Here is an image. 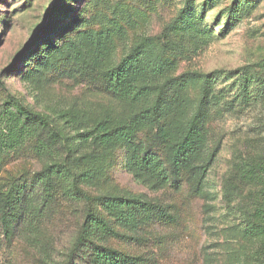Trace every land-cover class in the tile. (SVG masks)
<instances>
[{"label": "rangeland", "instance_id": "obj_1", "mask_svg": "<svg viewBox=\"0 0 264 264\" xmlns=\"http://www.w3.org/2000/svg\"><path fill=\"white\" fill-rule=\"evenodd\" d=\"M185 1L0 0V119L6 110L24 109L46 115L53 127L72 136L73 131L56 121L55 112L84 110L91 119L106 113L128 116L133 107L107 91L102 74L141 40H147L150 59L167 64L164 80L220 71L206 124L214 160L200 191L186 173L163 186L142 181L128 170L123 149H116L96 186L79 185L90 202L58 191L31 227L15 222L12 231H6L1 218L8 212L2 208L5 194L13 184L31 190L33 176L48 162L38 153L39 142L47 141L48 134L37 130L13 150L0 142V264H90L83 252L73 251L87 211L109 221L113 230L96 243L133 264H252L248 255L262 238L241 241L221 187L238 150L264 154V81L250 85L245 101L237 80L243 71L231 74L245 66L264 74V0H190L186 9ZM181 11L182 18L175 21ZM50 26L49 40L65 52L54 62L32 48ZM199 90L200 82L186 80L162 124L136 137L168 171L159 133L181 131ZM3 130L1 126L0 136ZM102 194L143 197L157 206V213L143 225L113 223L92 201ZM5 220L11 222V217Z\"/></svg>", "mask_w": 264, "mask_h": 264}, {"label": "trees", "instance_id": "obj_2", "mask_svg": "<svg viewBox=\"0 0 264 264\" xmlns=\"http://www.w3.org/2000/svg\"><path fill=\"white\" fill-rule=\"evenodd\" d=\"M189 2L185 1V9L189 8ZM59 5V2L55 4V9ZM183 13L181 11L175 21L180 20ZM50 30L52 26L34 40L32 48L54 62L65 52L49 40ZM146 42L139 41L117 65L109 67L102 74L107 91L133 107L126 117L106 113L91 119L86 111L73 108L55 112L56 121L73 131L71 136L62 128L53 127L43 114L24 109L6 110L1 114L0 129L2 126L4 135L0 136V142L7 150L22 146L37 130L48 134L47 141L43 140L38 145V153L48 158V162L33 176L31 190L27 191L26 184H13L5 194L2 208L8 212L2 214L1 218L6 231H12L15 222L31 227L58 191L69 199L90 202V197L84 194L79 185L96 186L104 177L105 167L116 149H123L128 170L142 181L163 186L186 173L195 190L202 189L214 160L213 155L209 154L206 124L217 95L214 79L220 71L186 73L177 80H164L167 64L159 58H149ZM250 70V66H245L231 73L243 71L237 80L239 92L245 101L249 98L250 85L256 83V79L264 81V74ZM188 79L200 82L194 110L177 135H172L168 129L159 133L167 151L168 171L154 153L136 143V137L142 130L162 124L171 111V103L175 101L173 98L184 88ZM137 104L141 106L135 109ZM221 188L223 202L236 217L241 241L262 238L248 255L250 263L264 264V154L252 153L249 149L238 150L233 155ZM92 201L98 203L111 222L122 223L126 227L143 225L157 213V206L135 195L102 194ZM5 217H11V222ZM110 234H113L110 222L95 212L87 211L73 251L83 252L84 259L90 264H133L129 257L96 243L103 242Z\"/></svg>", "mask_w": 264, "mask_h": 264}]
</instances>
